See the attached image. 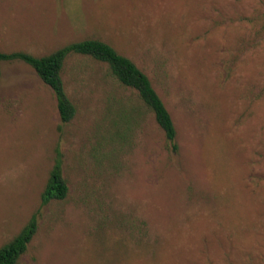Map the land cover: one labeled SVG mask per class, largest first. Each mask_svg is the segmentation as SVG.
I'll return each instance as SVG.
<instances>
[{
	"label": "rangeland",
	"instance_id": "rangeland-1",
	"mask_svg": "<svg viewBox=\"0 0 264 264\" xmlns=\"http://www.w3.org/2000/svg\"><path fill=\"white\" fill-rule=\"evenodd\" d=\"M99 39L150 79L175 151L108 64L67 56L76 108L20 60L1 66L0 248L17 264H264V0H0V51ZM69 192L43 203L56 159Z\"/></svg>",
	"mask_w": 264,
	"mask_h": 264
},
{
	"label": "trees",
	"instance_id": "trees-1",
	"mask_svg": "<svg viewBox=\"0 0 264 264\" xmlns=\"http://www.w3.org/2000/svg\"><path fill=\"white\" fill-rule=\"evenodd\" d=\"M71 53L91 56L97 61L108 64L112 75L122 86L136 91L143 105L152 112L167 140L173 143L174 149L177 151L178 147L175 144L177 131L174 121L148 76L133 61L119 54L113 46L102 40L87 39L72 43L43 57H36L24 52L4 53L0 51V81L3 62L20 60L28 64L53 90L57 98L61 120L63 123H69L76 115V108L66 93L61 73L65 60ZM68 192L69 188L62 173V160L58 157L43 194V203H48L51 199L64 200ZM37 228V218L33 216L14 239L0 248V264H17L20 257L26 253L37 233Z\"/></svg>",
	"mask_w": 264,
	"mask_h": 264
}]
</instances>
